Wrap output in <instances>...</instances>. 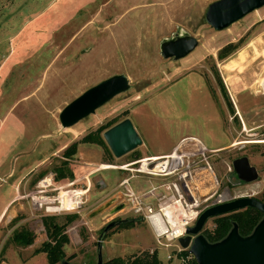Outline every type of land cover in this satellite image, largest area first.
<instances>
[{
    "label": "rangeland",
    "instance_id": "1",
    "mask_svg": "<svg viewBox=\"0 0 264 264\" xmlns=\"http://www.w3.org/2000/svg\"><path fill=\"white\" fill-rule=\"evenodd\" d=\"M214 1L0 0V212L6 208L0 218V264H48L46 254L37 250L49 240L44 221L66 224L69 243L56 264H96L100 234L109 222L137 218L115 211L120 203L114 190L127 174L110 169L130 162L133 152L116 159L97 144H78L67 160L75 179L56 178L71 144L125 118L142 140L136 150L141 159L170 150L186 136L198 137L209 148L233 144L211 158L218 192L228 191L230 199L263 198L264 7L215 31L205 21ZM186 34L199 40L194 52L177 61L163 58L161 42ZM230 43L236 51L220 59ZM9 52L11 58L4 61ZM118 74L129 78V91L70 129L60 126L59 114L69 102ZM219 79L231 104L234 97L239 107L237 120ZM239 157L256 167V180L236 175L232 163ZM47 178L48 186L43 183ZM147 181L132 184L144 187ZM78 195L80 204L73 208ZM52 199L57 203L50 205ZM60 200L68 201L69 211L46 210L60 208ZM72 215L76 218L67 224ZM215 219L203 230L212 231ZM120 227L104 238L103 263L128 261L157 248L146 222ZM22 229L34 236L32 245L12 240ZM167 253L157 249L161 264Z\"/></svg>",
    "mask_w": 264,
    "mask_h": 264
},
{
    "label": "water",
    "instance_id": "2",
    "mask_svg": "<svg viewBox=\"0 0 264 264\" xmlns=\"http://www.w3.org/2000/svg\"><path fill=\"white\" fill-rule=\"evenodd\" d=\"M264 7V0H216L211 2L205 11V21L215 31H223L244 19L248 14ZM199 40L190 35H179L160 44L163 58L174 61L191 55L198 46ZM130 90L127 75H113L100 83L91 86L83 94L73 99L59 114V123L63 129H70L78 122L96 113L106 103ZM103 140L108 145L114 158L120 159L143 146L134 125L129 118L113 125L103 134ZM234 172L242 180L252 182L256 180L258 172L251 166L247 157H239L232 163ZM115 199V203H116ZM123 208L117 205L115 211ZM255 208L264 215V203L253 197H237L233 200L218 204L204 210L192 227H188L186 237L180 240L182 247L190 250L197 264H264V217L256 225L249 236H242L234 225L231 232L218 243H210L203 234V229L210 219L234 213L238 210ZM132 222H143L142 218L115 220L103 229L97 244V263L103 264L101 253L104 238L110 229L124 226ZM62 264H71L63 261Z\"/></svg>",
    "mask_w": 264,
    "mask_h": 264
},
{
    "label": "built area",
    "instance_id": "3",
    "mask_svg": "<svg viewBox=\"0 0 264 264\" xmlns=\"http://www.w3.org/2000/svg\"><path fill=\"white\" fill-rule=\"evenodd\" d=\"M216 154L218 150L209 149L199 138L187 136L169 153L110 168L127 174L113 194L123 205L118 214L129 213L149 225L157 248L148 251L154 254L158 248L165 249L163 264L195 260L190 246L180 244L187 228L195 225L204 210L233 200L225 198L226 190L218 192L220 182L211 159ZM134 179H147L149 184L137 191Z\"/></svg>",
    "mask_w": 264,
    "mask_h": 264
},
{
    "label": "trees",
    "instance_id": "4",
    "mask_svg": "<svg viewBox=\"0 0 264 264\" xmlns=\"http://www.w3.org/2000/svg\"><path fill=\"white\" fill-rule=\"evenodd\" d=\"M237 46L233 43L228 44L223 47L220 51L219 57L220 59H225L231 55L234 51H236ZM219 86H221V92L223 94L224 99L227 101L231 108V112L234 114V118L237 120V116L235 115V109L233 104H231L228 93L226 91L225 86L221 79H219ZM116 124V123H115ZM113 122L107 123L105 126L98 128L97 130L88 133L84 138H82L79 142H74L71 146L65 150L63 153V157L66 159L63 165L56 170V178L68 179L69 181H73L74 173L69 168V163H67L68 159H71L76 153L78 149V144H97L103 148H105V152L109 157H112L111 151L108 148L107 144H105L103 140V134L107 129L111 128L115 125ZM132 160L137 161L141 159L140 154L137 151H134L131 154ZM262 201H264V196ZM264 215L259 212L255 208H247L244 210H238L234 213L219 216L215 219V228L211 231L203 230V234L206 239L210 243H218V241L224 239L233 228L234 225H237L238 231L244 237L249 236L253 233L256 225L263 219ZM75 215L69 216L67 219V224H70L74 221ZM51 224V225H50ZM130 225V224H127ZM127 225L122 226L127 227ZM44 226L46 228L47 236H49V240L45 241L40 248H38V252H42L46 254L48 264H56L62 261L65 258V254L63 252V248L65 245L69 243V236L65 234L64 230L66 224L58 225L56 223H49V221H44ZM120 227V228H122ZM12 240L17 245L30 246L34 243V236L31 232L26 229L15 231L12 235ZM103 264H161L158 258L157 252L151 254L149 251L143 253L139 256H135L134 258L125 261L120 258H113ZM190 264H197L195 260L190 262Z\"/></svg>",
    "mask_w": 264,
    "mask_h": 264
},
{
    "label": "crops",
    "instance_id": "5",
    "mask_svg": "<svg viewBox=\"0 0 264 264\" xmlns=\"http://www.w3.org/2000/svg\"><path fill=\"white\" fill-rule=\"evenodd\" d=\"M11 55H12V52H9V55H8V57L4 60V61H7L8 59H9V57L11 58ZM261 88H262V85H261ZM262 95H264V93H261ZM231 101H232V103L233 104H235V107H236V116H239L240 117V110H239V107L237 106V104H236V102H235V99H234V97H232L231 98ZM243 125H244V127H246V125H245V122L243 123ZM187 137V136H186ZM192 137H194V136H192ZM183 137H181V138H179V140L177 141V143H175L172 147H171V149L170 150H168V151H166V152H162L160 155H152L151 157H158V156H161L162 154H166V153H169V152H171L178 144H179V141H180V139H182ZM196 138V137H195ZM198 138V137H197ZM201 140V139H200ZM232 143V142H231ZM234 143V142H233ZM232 145L233 144H230L229 146H228V144H224V145H218V146H215V148H209L207 145V147L209 148V149H211V150H218L219 152H224L225 151V149H227L228 147H232ZM233 166V165H232ZM107 170H109V169H107ZM149 181H147V183L146 184H144V187L143 186H134L135 188H136V190L137 191H143L144 190V188H146L147 187V185L149 184L148 183ZM5 210H6V208L5 209H3V210H1V212H0V218L2 217V215L4 214V212H5ZM1 220V219H0Z\"/></svg>",
    "mask_w": 264,
    "mask_h": 264
},
{
    "label": "bare ground",
    "instance_id": "6",
    "mask_svg": "<svg viewBox=\"0 0 264 264\" xmlns=\"http://www.w3.org/2000/svg\"><path fill=\"white\" fill-rule=\"evenodd\" d=\"M260 85H262V86H264V79L261 81V83H260ZM43 183L46 185V186H48L49 184H50V180L47 178V179H45L44 181H43ZM42 184V183H41ZM228 191H226L225 192V198H229V195H228ZM240 197V196H239ZM42 199H44V200H46V201H48V199L47 198H45V197H42ZM34 200H37V198H34ZM80 201H81V195H78L76 198H75V203L73 204V201L71 200V201H69L71 204H73V208H77L78 206H79V204H80ZM50 202V205H53L54 204V202H55V200H50L49 201ZM57 202V201H56ZM58 205L60 206V208L58 207V208H53V207H51V208H48V211H50V212H56V211H60V210H62V209H65L66 211H69L68 209V207H69V203H68V201L67 200H64L63 202L60 200L59 202H58Z\"/></svg>",
    "mask_w": 264,
    "mask_h": 264
},
{
    "label": "flooded vegetation",
    "instance_id": "7",
    "mask_svg": "<svg viewBox=\"0 0 264 264\" xmlns=\"http://www.w3.org/2000/svg\"><path fill=\"white\" fill-rule=\"evenodd\" d=\"M256 198V197H255ZM258 199V198H257ZM262 199L263 198H260V199H258V200H260L261 202H263L264 203V201H262ZM131 219V218H130ZM136 219H138V218H136ZM119 220H122V219H119Z\"/></svg>",
    "mask_w": 264,
    "mask_h": 264
}]
</instances>
